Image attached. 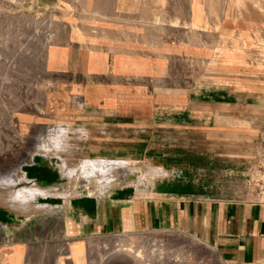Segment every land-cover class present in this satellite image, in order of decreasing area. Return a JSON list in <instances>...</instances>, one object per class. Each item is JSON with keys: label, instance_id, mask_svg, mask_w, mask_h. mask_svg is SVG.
<instances>
[{"label": "crops", "instance_id": "obj_1", "mask_svg": "<svg viewBox=\"0 0 264 264\" xmlns=\"http://www.w3.org/2000/svg\"><path fill=\"white\" fill-rule=\"evenodd\" d=\"M217 9L213 0H94L91 22L65 24L50 50L48 115L18 170L19 187H35L31 207L0 205V264H70L69 243L152 230L192 235L225 264H264V201L221 197L202 183L209 175H195L223 156V146L211 148L212 131H223L212 109L223 103L199 93L230 87L223 70L242 72L212 44L213 30L234 23L226 4L215 27ZM55 157L69 166L134 161L153 173L90 187L64 175Z\"/></svg>", "mask_w": 264, "mask_h": 264}, {"label": "rangeland", "instance_id": "obj_2", "mask_svg": "<svg viewBox=\"0 0 264 264\" xmlns=\"http://www.w3.org/2000/svg\"><path fill=\"white\" fill-rule=\"evenodd\" d=\"M93 4L94 0H0V153L6 157L0 159V175L6 177L14 170L11 175L14 182L0 187V205L25 209L22 202H26L28 194L20 190L23 186L19 187L18 170L30 158L36 126H41L48 115L43 94L50 86L49 72L55 64L50 50L67 36L66 23L92 21ZM213 4L218 8L213 20L215 27L226 4L233 6L231 13H225L232 15L233 27L229 25L225 32L222 27L219 33L213 30L212 35H217L218 39L212 37V44L216 51L224 48V61L240 63L242 72L223 70V84L227 81L230 87L223 86L219 91L213 87L210 94L199 93V97L210 98L215 107L223 103L222 109H212V125H223L222 141V132L213 130L211 133V148L217 151L223 146V159L212 155L206 170L200 166L197 170L204 171H197L195 175L206 176V179L209 175L212 180L202 183L221 197L264 201V0H234L233 4L229 0L228 3L213 0ZM232 49L236 55L230 58ZM28 103L44 107V113ZM11 111L18 123L7 121V113ZM222 111L223 117L219 115ZM42 128L46 130L45 126ZM25 151L28 154L24 155ZM55 158L68 165L63 159ZM148 167L142 168V174H147ZM12 201H17V205L11 204ZM161 233L185 235L187 240L192 236L178 231L152 230L91 237L85 242L69 243L70 264H100L95 255L106 253L108 248L121 246L138 250L142 243ZM193 238L204 247L205 260L212 264L223 263L213 247ZM187 264L199 263L192 258Z\"/></svg>", "mask_w": 264, "mask_h": 264}, {"label": "bare ground", "instance_id": "obj_3", "mask_svg": "<svg viewBox=\"0 0 264 264\" xmlns=\"http://www.w3.org/2000/svg\"><path fill=\"white\" fill-rule=\"evenodd\" d=\"M229 1L230 3L232 2V4L234 3V0ZM222 17H224V14H221L219 21ZM219 21H217L218 27H220L221 24ZM78 37L79 36H77V38ZM27 105L33 104L28 103ZM33 106L40 113H44V107L40 105ZM7 121L14 124L18 123L16 122L17 118L13 111L7 113ZM19 136H22V134L19 133ZM23 154H28V151H25ZM5 158V154L0 153V159L4 160ZM117 163L119 164L118 167L109 165L106 167H101L99 165H96V163L93 161H87L85 163L72 167L69 166V164L64 165L61 160L57 158H54L52 161V164L58 167L64 175L68 176L69 179L77 182L86 181V184L90 187L95 186V184L97 186L111 184L110 182L113 177L116 179L120 178L126 183L135 184L137 177L142 174V169L140 170L141 167L139 165L140 163L134 161H122ZM129 164H132L131 166L138 168H128L127 166ZM146 172L153 173V169L148 167L146 169ZM13 173L14 170H12L10 174L6 175V177H1L0 175V187H5L7 183L14 182L11 178V175ZM32 188L35 187L24 185L20 190L28 194V192H30ZM17 191L19 192L18 189ZM22 203L23 206H25V209L31 207L29 206L30 204L27 203V201ZM190 238V240H187L185 235L172 236L169 233H161L159 235L156 234L154 239L142 243L141 248L138 250H134L128 247L121 248V246H113L108 248L109 250L106 253L95 255V257L100 264H187L192 258L196 259L199 264H212L210 261H207L202 257V249L204 247L199 245L192 236ZM93 253H96V251L93 250ZM106 255H108L109 257L106 258ZM220 264H224V262Z\"/></svg>", "mask_w": 264, "mask_h": 264}]
</instances>
